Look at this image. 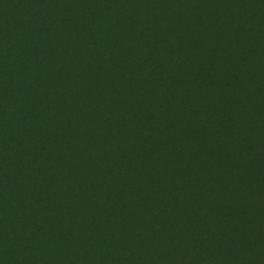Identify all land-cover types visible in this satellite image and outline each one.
<instances>
[{
    "label": "trees",
    "instance_id": "obj_1",
    "mask_svg": "<svg viewBox=\"0 0 264 264\" xmlns=\"http://www.w3.org/2000/svg\"><path fill=\"white\" fill-rule=\"evenodd\" d=\"M207 1L0 0V264H264V0Z\"/></svg>",
    "mask_w": 264,
    "mask_h": 264
},
{
    "label": "rangeland",
    "instance_id": "obj_2",
    "mask_svg": "<svg viewBox=\"0 0 264 264\" xmlns=\"http://www.w3.org/2000/svg\"><path fill=\"white\" fill-rule=\"evenodd\" d=\"M207 1V0H206ZM241 1V0H236ZM207 6H203L202 10L199 12L201 18V23L206 22L208 19L212 18L211 10L218 11L222 10V13L227 15V11L230 8L234 7V0H208ZM233 17L230 18L229 22L233 23L238 21L239 15L242 14V7H238L235 11L231 12ZM209 15V16H208ZM235 15V17H234ZM228 17V16H227ZM204 21V22H202ZM122 40V39H121ZM116 57L118 55L116 54ZM112 59V57H111ZM77 119L76 121H78ZM95 124H91V121L87 120L83 122L82 128L83 133L81 134L80 143L84 145L81 149L76 151L77 153H82L85 150L83 156L78 158V162L74 165L77 171H90L94 173L101 179V182L98 184L99 190H109L111 186L121 179H130L131 174L130 168L134 167L133 157H130L128 152L133 148L134 144L139 143L138 135L134 130H130L128 133H123L117 129H111L108 133V138L104 139L101 135L98 134V130ZM89 135H97L94 138L100 141L96 147L90 144V141L84 138ZM1 136V131H0ZM157 166V163H153ZM76 171V170H75ZM110 227H118L120 221L114 217L109 221ZM119 264H124L119 262Z\"/></svg>",
    "mask_w": 264,
    "mask_h": 264
}]
</instances>
